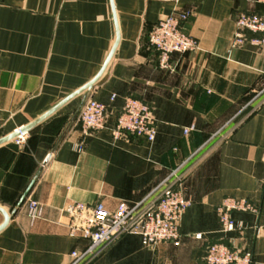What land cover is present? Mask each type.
<instances>
[{
    "label": "crops",
    "instance_id": "1",
    "mask_svg": "<svg viewBox=\"0 0 264 264\" xmlns=\"http://www.w3.org/2000/svg\"><path fill=\"white\" fill-rule=\"evenodd\" d=\"M186 11L183 30L199 49L174 53L169 72L149 34L160 19ZM241 12L264 15V3L0 0V139L34 124L23 145L0 144V264H68L88 241L70 233L67 205L114 210L144 199L173 171L191 203L180 243L147 247L125 234L89 264H208L207 247L217 241L264 264V45L245 31L247 42L233 48ZM128 97L151 106L154 141L114 137ZM88 98L108 112L106 126L85 135L77 113ZM227 197L259 207L258 214L233 213L245 224L240 235L221 231L217 207ZM30 199L43 208L35 221Z\"/></svg>",
    "mask_w": 264,
    "mask_h": 264
},
{
    "label": "built area",
    "instance_id": "2",
    "mask_svg": "<svg viewBox=\"0 0 264 264\" xmlns=\"http://www.w3.org/2000/svg\"><path fill=\"white\" fill-rule=\"evenodd\" d=\"M264 3V0H259ZM189 11L173 13L159 20L149 34V43L159 53V67L169 72L176 71V64L171 60L174 53H186L199 49L198 41L183 30L189 19ZM237 30L233 39V48L242 47L247 42L245 31L260 36L250 38L256 45H264V15L256 12H241L236 20ZM264 97V81L258 93ZM107 105L88 98L81 108L78 120L85 135L103 129L107 120ZM18 127L19 135L13 140L23 145L29 137L28 131ZM189 129H185V133ZM115 138L127 135L144 137L154 141L157 125L151 106L134 97H128L120 109L113 129ZM190 201L183 192V178L173 171L161 181L144 199L136 202L122 201L114 210L107 209L102 203L94 206L82 202L67 205L64 211L70 216V233L88 241L86 248L73 250L68 264H89L93 258L109 243L125 234L139 236L142 244L151 247L160 242L181 241L180 219ZM42 205L30 199L28 214L35 221L41 218ZM221 231L242 234L245 224L234 218V212L259 213V207L244 198L227 197L217 207ZM201 238V235H197ZM205 260L208 264H256L253 253L249 250L217 241L207 247Z\"/></svg>",
    "mask_w": 264,
    "mask_h": 264
},
{
    "label": "water",
    "instance_id": "3",
    "mask_svg": "<svg viewBox=\"0 0 264 264\" xmlns=\"http://www.w3.org/2000/svg\"><path fill=\"white\" fill-rule=\"evenodd\" d=\"M111 54H112V53H111ZM110 57H111V55L109 56V58H110ZM109 58H108V60H109ZM105 66H106V65H105ZM93 83H94V82L89 83V84L86 85L81 91L91 88L92 85H93ZM81 91H80V92H81ZM85 102H86V100H85ZM85 102H84V103H85ZM84 103H83L82 106L80 107V109H79V111H78V113H77V117H78L79 112H80L81 108L83 107ZM33 125H34V124H30V125H27V126H23L21 130H22V131H29ZM18 135H19V131L15 130L12 134H10V135H8V136H6V137L1 138V139H0V144L4 143V142H6V141H9V140H14ZM28 193H29V189L26 191L25 195L22 197V199H21V201H20V205L24 202V200H25L26 196L28 195ZM0 210L2 211V209H0ZM3 214H4V216H5V224H4V226H5V225L8 223V221H9V216H8L4 211H3Z\"/></svg>",
    "mask_w": 264,
    "mask_h": 264
}]
</instances>
